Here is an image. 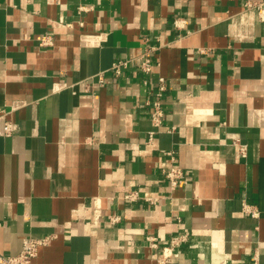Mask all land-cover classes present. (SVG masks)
<instances>
[{
	"label": "crops",
	"instance_id": "0c3cea01",
	"mask_svg": "<svg viewBox=\"0 0 264 264\" xmlns=\"http://www.w3.org/2000/svg\"><path fill=\"white\" fill-rule=\"evenodd\" d=\"M260 1L0 0V257L51 236L35 264H264ZM144 53L149 75L110 73Z\"/></svg>",
	"mask_w": 264,
	"mask_h": 264
},
{
	"label": "built area",
	"instance_id": "2783aa9c",
	"mask_svg": "<svg viewBox=\"0 0 264 264\" xmlns=\"http://www.w3.org/2000/svg\"><path fill=\"white\" fill-rule=\"evenodd\" d=\"M243 8L246 10H255L257 12L259 20L261 22H264V0L257 3L245 2ZM91 10V7L79 6L77 8V14H82ZM173 24L176 29H183L186 22L184 20H176ZM48 44L49 40L47 38H42L39 41V45L41 46H47ZM153 65L154 64L147 58L146 53H144L143 55H140L135 58L117 60L112 64L109 71L114 77H118L119 75H121L122 71L128 68L129 66H136L142 74L149 75L152 72V69L154 67ZM97 76L98 82L102 83L103 73H99ZM166 86V80L163 77H159L157 79L155 91L151 98V101H147L150 106V123L152 127V130L147 133L148 139L152 138L153 134L158 131L162 124V120L164 117L162 102L163 96L167 90ZM12 133V124L9 121L5 122L3 126V135L10 137ZM239 151L242 155H244L246 147L244 145H241ZM169 154L171 155L172 153ZM163 176L170 189L177 188L185 183L184 174L182 170L175 166H170L168 169L164 170ZM125 198L129 201H135L137 199V194L135 191H131L130 193L126 194ZM147 200L151 201L150 199ZM242 210L246 215H249L252 218L258 217L257 211L253 209L251 210L250 207L247 205H243ZM109 220L111 223L115 224L119 221V218L111 216L109 217ZM53 239L54 237L51 236L42 238H23L21 242V251L19 252V254L15 256L0 257V264H35L34 261L37 257L38 249L40 247L48 245ZM147 240L151 248H156L155 239L149 238ZM175 245L173 244V246L171 245V247L163 249L161 255L162 258L160 260L161 264H169L174 258L177 257L178 254L173 252V248L175 247Z\"/></svg>",
	"mask_w": 264,
	"mask_h": 264
}]
</instances>
